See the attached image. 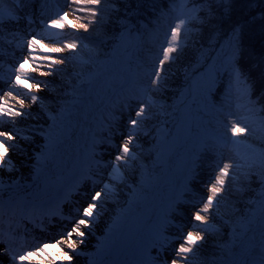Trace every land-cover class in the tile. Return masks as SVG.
Instances as JSON below:
<instances>
[{"label": "snow or ice", "instance_id": "1", "mask_svg": "<svg viewBox=\"0 0 264 264\" xmlns=\"http://www.w3.org/2000/svg\"><path fill=\"white\" fill-rule=\"evenodd\" d=\"M235 4L0 8V264H264V41L259 51L246 41ZM245 6L264 19V0ZM190 44L196 64L173 84L168 70ZM99 68L110 74L98 85ZM90 110L102 114L53 197L47 177L64 172ZM158 169L163 199L151 191ZM254 181L259 198L245 199ZM130 246L135 258L121 259Z\"/></svg>", "mask_w": 264, "mask_h": 264}, {"label": "rangeland", "instance_id": "2", "mask_svg": "<svg viewBox=\"0 0 264 264\" xmlns=\"http://www.w3.org/2000/svg\"><path fill=\"white\" fill-rule=\"evenodd\" d=\"M12 2H16V0H11ZM125 2L129 3L131 5V7H135L137 0H125ZM134 2V3H133ZM5 4H9L6 0H0V8H2ZM121 7H123V3L121 4ZM166 26L164 29H162L163 31H166ZM159 41L160 43L163 42V36L161 34V36L159 37ZM45 42L47 43L48 41L45 40ZM159 44H156V46L154 47V52L156 54H159ZM191 53H194V50L191 46V44L189 45V47L184 50L181 53V57L180 59L171 65V67L168 70V74L170 77V80L173 84H180V85H184V80H180L176 83V79L179 75H181V73L185 72L187 67L186 65L189 64V61L191 59V56L194 55ZM191 55V56H190ZM100 75L97 79V84H102L104 79L110 74V70L106 69V68H99L98 69ZM182 76V75H181ZM189 101L191 100V97L188 98ZM101 112L100 111H96V110H90L87 111V115H81L79 122L75 124L74 128H73V132L72 134L69 136V139L63 149L64 153H65V170L62 174L60 173H56L55 175H51L49 177H47V180L49 181V183L52 185L51 187V191H50V195H52L53 197L56 195V190H57V185H58V180H70L71 179V174H72V169H73V165L76 162L77 158L84 152L85 150V146H86V142L88 140V137L90 136V132L92 130V128L94 127V124L96 122V119L98 117L101 116ZM258 147H261V145L257 144ZM225 152V156H229L232 155V152L229 150V148H225L224 150ZM177 157L174 156L173 160H175ZM162 179L160 181V184H158L157 188L152 190V193L163 199L165 198L168 193H169V187L168 184L166 182V171H164L162 169V172L159 174ZM213 166L211 165V161H208L203 170L200 173V176L198 177L197 180V188L199 190V192L201 194H204V192L206 191L205 185L209 184L212 179H213ZM250 195V193L247 194V196ZM246 196L245 199H248ZM251 197V195L249 196ZM240 207H245L246 205L242 204L239 205ZM258 217V215H257ZM255 229L258 230V226L255 227ZM257 235H258V231ZM51 246V244H50ZM90 250V249H89ZM134 257V249H130L128 248L125 252L124 255H122L120 258L121 259H127V260H131ZM82 264H84V259L82 258Z\"/></svg>", "mask_w": 264, "mask_h": 264}, {"label": "trees", "instance_id": "3", "mask_svg": "<svg viewBox=\"0 0 264 264\" xmlns=\"http://www.w3.org/2000/svg\"><path fill=\"white\" fill-rule=\"evenodd\" d=\"M259 11H260L259 6L252 9L251 11H249L246 9L245 0H236V4L234 5V11L232 14V21L233 22L244 23L245 21H247V23H244L245 39L257 51L260 50L261 45H262V41H264V32H262V28H264V19L259 18V15H258ZM253 15L257 16V18L255 20L251 19V17ZM192 54H194V53H191V55ZM195 64H196V57L194 54L191 56L189 64L186 65V67H187L186 70H189L188 71L189 76L191 75L190 69L193 66H195ZM185 72L181 73L182 76L179 75L177 77L176 83L180 80H184V82H185ZM256 147L259 148L257 145H256ZM157 171H158V175H159L162 172V169H158ZM157 186L158 185H156L153 189L157 188ZM252 187H253V189H255V191L250 192L251 197H249L250 195H248L247 198L248 199H258L259 198L258 193L260 191V184L258 182L254 181L252 184ZM252 207H256V206L252 205ZM257 215H259L258 211H257Z\"/></svg>", "mask_w": 264, "mask_h": 264}, {"label": "bare ground", "instance_id": "4", "mask_svg": "<svg viewBox=\"0 0 264 264\" xmlns=\"http://www.w3.org/2000/svg\"><path fill=\"white\" fill-rule=\"evenodd\" d=\"M37 235H39V232H37ZM47 251H48L49 253H55V252L57 251V249L49 245V248H48ZM34 259H35V258H34Z\"/></svg>", "mask_w": 264, "mask_h": 264}]
</instances>
